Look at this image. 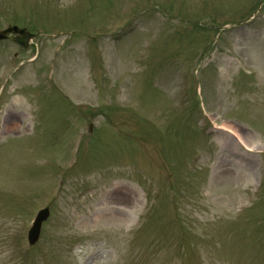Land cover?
<instances>
[{"label": "rangeland", "instance_id": "1", "mask_svg": "<svg viewBox=\"0 0 264 264\" xmlns=\"http://www.w3.org/2000/svg\"><path fill=\"white\" fill-rule=\"evenodd\" d=\"M8 26L0 264H264V0H0Z\"/></svg>", "mask_w": 264, "mask_h": 264}, {"label": "water", "instance_id": "2", "mask_svg": "<svg viewBox=\"0 0 264 264\" xmlns=\"http://www.w3.org/2000/svg\"><path fill=\"white\" fill-rule=\"evenodd\" d=\"M9 32H12V33H16L18 34L19 36L18 37H15L13 38V40L17 43H19L20 45H25L26 44V41L28 39V37L30 36V34H28L27 32H25L24 30H20L16 27H9L7 28L6 30L0 32V38H4L5 35ZM37 234H38V227H36L33 232H32V235H31V241L35 240L36 237H37Z\"/></svg>", "mask_w": 264, "mask_h": 264}, {"label": "bare ground", "instance_id": "3", "mask_svg": "<svg viewBox=\"0 0 264 264\" xmlns=\"http://www.w3.org/2000/svg\"><path fill=\"white\" fill-rule=\"evenodd\" d=\"M223 126H225V128H226L229 132H231L230 128H231V129L233 128V127H231V125H223Z\"/></svg>", "mask_w": 264, "mask_h": 264}]
</instances>
